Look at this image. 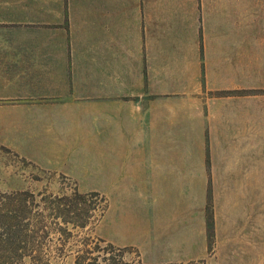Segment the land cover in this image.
Segmentation results:
<instances>
[{
  "label": "rangeland",
  "instance_id": "374dc122",
  "mask_svg": "<svg viewBox=\"0 0 264 264\" xmlns=\"http://www.w3.org/2000/svg\"><path fill=\"white\" fill-rule=\"evenodd\" d=\"M13 1L0 41L42 25ZM60 1L64 101L0 49V264H264V0Z\"/></svg>",
  "mask_w": 264,
  "mask_h": 264
},
{
  "label": "crops",
  "instance_id": "0c3cea01",
  "mask_svg": "<svg viewBox=\"0 0 264 264\" xmlns=\"http://www.w3.org/2000/svg\"><path fill=\"white\" fill-rule=\"evenodd\" d=\"M11 3L9 1H3L0 0V9L4 10V8L13 6L17 7L16 3L11 0ZM63 1L60 0H45L43 3H41L42 6V14L44 16L40 17L39 20H41L42 25L41 27L34 31V28L23 29L19 30L18 32L20 35H22V38L16 39V32L15 27L6 28L7 35L4 34V36L1 38L0 41V49H11L16 50L19 46H23V49H29L30 47H36L35 50H38V54L43 58L42 64H40L38 67L31 68L32 73L30 75L35 76L36 82L32 85H37L41 87V92L45 98V101L47 103L53 104V103H59L65 100L64 97L61 95V89L65 86V82H69L68 76L66 77L65 81V65H64V47H65V41H64V32L61 29H56L54 27L58 26L56 24H53L55 22H61V20H64V17L66 16V13H63ZM111 6L118 8L119 12H121V16L124 14L122 11V7H126L125 3L122 2V0L119 1H113ZM4 7V8H3ZM114 8V9H115ZM58 10L61 12L58 14ZM142 10V9H141ZM9 9L6 10L8 12ZM115 11V10H113ZM2 11L0 13V17L2 15H7V13ZM142 15V14H141ZM7 18V19H5ZM36 20L33 18H23V17H4L0 20H8V21H17V20ZM67 20V18H65ZM95 19V18H94ZM94 19H89L88 21H92ZM118 21V18H110L105 19L108 21ZM119 21H133L136 20L133 17L129 18H119ZM39 32L38 34H35L36 32ZM3 32V31H2ZM30 34L31 36L27 38V35ZM39 36V37H35ZM14 36V37H12ZM36 38V39H35ZM38 38V39H37ZM0 50V51H1ZM39 56V57H40ZM68 69V67H67ZM36 72V73H35ZM68 83V84H69ZM128 95V94H116L112 95L110 93L109 95H105L104 99H102L104 106L106 110L112 115V103L116 104L115 109L117 110V107L121 110L124 106H128L131 109L137 111L141 116L146 115L148 111H153L154 109L159 108V103H154V100L152 98H148L149 96L143 93L142 95ZM130 97V98H129ZM192 98V96H191ZM101 101V100H100ZM101 101V102H102ZM201 98L199 96H195V106L194 108L196 110L202 109V102ZM193 102V101H192ZM126 104V105H125ZM191 109H193V104L191 105ZM118 111V110H117Z\"/></svg>",
  "mask_w": 264,
  "mask_h": 264
}]
</instances>
